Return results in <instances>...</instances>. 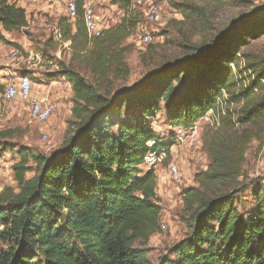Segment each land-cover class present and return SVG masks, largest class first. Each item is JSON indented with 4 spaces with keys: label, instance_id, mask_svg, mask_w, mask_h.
<instances>
[{
    "label": "trees",
    "instance_id": "1",
    "mask_svg": "<svg viewBox=\"0 0 264 264\" xmlns=\"http://www.w3.org/2000/svg\"><path fill=\"white\" fill-rule=\"evenodd\" d=\"M12 1L0 0V44L21 50L6 34L26 29L28 17ZM84 2L77 0L78 19L60 21L59 29L74 51L92 46L85 62L89 77L61 65L58 77L74 93L65 139L49 156L18 153L17 191L0 192V264H153L147 245L161 231L163 209L155 171L140 168L153 140L168 150L167 164L175 138L173 131L169 139L159 135L153 123L165 113L172 130L191 128L211 111L227 130L204 139L210 163L182 198L189 235L157 264H264V184L249 191L252 211L241 206L252 127L255 134L264 126V55L245 50L264 33V7L208 48L193 45L181 59L128 87L124 44L141 23L140 12L133 0H110L109 7L123 9L125 16L91 41L82 20ZM226 2L232 0H182L174 6L184 22L206 30ZM22 74H29L24 67ZM4 90L0 83L2 100ZM232 104H242L236 120L247 132L240 136L229 130Z\"/></svg>",
    "mask_w": 264,
    "mask_h": 264
},
{
    "label": "rangeland",
    "instance_id": "2",
    "mask_svg": "<svg viewBox=\"0 0 264 264\" xmlns=\"http://www.w3.org/2000/svg\"><path fill=\"white\" fill-rule=\"evenodd\" d=\"M12 1V0H11ZM182 0H169L163 8L164 23L149 24L140 15L141 23L137 29L125 42L127 47L126 62L131 69V76L126 82V86L132 87L140 83L152 71L164 63L181 59L187 49L193 45L201 48H208L211 41L218 38L225 30L232 28L238 22L247 18H253L264 7V0H232L226 2L217 14H213L207 23L206 30L199 26L193 27L189 22H184L183 16L174 5ZM14 2V0L12 1ZM16 5L26 8L28 17V27L19 33L8 34L9 41L20 46L22 53L42 54L44 64L33 77L35 83L34 92L48 96L50 100L59 105V110L48 126H40L31 121L24 111V103L17 105L13 112L3 110L2 99H0V192L6 187H11L17 191V183L14 179L13 166L20 161L19 151L26 150L30 155L49 156L57 150L65 139L68 123L72 120L73 109V89L69 90L68 82L59 78L61 65H70L75 70H80L89 77L85 67L87 51L80 53V49H61V44L55 40V31L59 28L60 21L67 19L66 8L63 4H58L57 0H43L39 4L32 5L19 1ZM211 13V8H209ZM138 12V11H137ZM125 16V11L117 6H111L99 12V22L104 30H109L117 26ZM153 34L154 41L149 45H139L138 40L143 31ZM13 46L2 44L0 51V70L5 69V85L15 78L13 73H22V64L13 61L10 57ZM244 49V48H243ZM245 51L253 54L264 55V33L250 41ZM234 70L235 68L232 67ZM7 71V72H6ZM9 71V72H8ZM40 72V74H39ZM7 73V74H6ZM56 78L59 82L53 84L46 78ZM54 82V81H53ZM69 93L65 103L56 99V94ZM242 104H232L229 107L231 118L234 122L229 127L230 131L238 136L247 132V127H242L236 118ZM226 108V106H224ZM226 114V110L224 109ZM212 121H200V135L195 138H188L185 143L174 145L171 150L169 162L159 166L155 171L157 177V195L161 201L163 209L160 233L153 236L148 243L150 261L157 264L161 257L169 254V249L189 235L187 222L181 218L183 210V192L190 187H196L194 181L198 172L205 171L210 163V158L204 148V139L213 135L223 134L227 128L220 127V117L211 114ZM155 131L162 137L169 139L172 130L167 123L166 114L161 113L153 123ZM42 130L48 135L45 141L42 137ZM252 140L248 144L244 155L241 197L243 211H252V198L250 189L256 185L264 183V126L255 134L253 128ZM9 131L10 136L4 138L1 133ZM9 149V150H8ZM173 163L179 170L180 179L174 181L170 178L169 167ZM31 166L33 163L31 162ZM142 173H146L150 168L141 166ZM33 173L28 174V178L33 177Z\"/></svg>",
    "mask_w": 264,
    "mask_h": 264
},
{
    "label": "built area",
    "instance_id": "3",
    "mask_svg": "<svg viewBox=\"0 0 264 264\" xmlns=\"http://www.w3.org/2000/svg\"><path fill=\"white\" fill-rule=\"evenodd\" d=\"M30 3L32 5L39 4L43 0H16ZM53 1V0H49ZM169 0H133L132 6L138 10L144 19L149 24L164 23L163 8ZM171 1V0H170ZM58 4H63L66 8L67 18L70 23L75 22L79 17L77 0H57ZM110 6V0H85L82 7V20L86 28L88 38L92 41L96 38L103 37L105 30L99 22V12L107 9ZM55 40L61 44V49L68 48L70 43L65 41L60 30L55 31ZM154 41L153 34L149 31H143L138 40L139 45H149ZM11 59L22 64V67L28 71L29 74L18 75L14 81L5 85L3 93V110L5 112H13L17 105L24 103V111L28 114L31 121L40 126H48L59 110V105L50 100L48 96H42L34 92L35 83L33 77L44 64V57L42 54H35L33 52L24 56L22 51L17 48H12ZM209 112L201 121H212ZM200 122V121H199ZM199 122L191 128H177L175 131L174 145L185 143L188 138H195L200 135L201 129ZM42 130L43 140L48 139V135ZM151 149L144 158V165L150 169H156L163 166L169 157L168 150L160 146L155 140L148 143ZM174 147V146H173ZM172 147V148H173ZM171 155V153H170ZM170 178L174 181L180 179L179 170L171 163L169 167ZM264 184V183H263ZM164 230L165 227L161 226Z\"/></svg>",
    "mask_w": 264,
    "mask_h": 264
},
{
    "label": "crops",
    "instance_id": "4",
    "mask_svg": "<svg viewBox=\"0 0 264 264\" xmlns=\"http://www.w3.org/2000/svg\"><path fill=\"white\" fill-rule=\"evenodd\" d=\"M8 34H6V36H7ZM69 42V41H68ZM70 43V45H71V42H69ZM1 50H3L2 49V44H0V51ZM5 69H6V67H2V70H0V83H3V84H5V82H6V80H7V78H5ZM22 69V68H21ZM7 72V71H6ZM9 72V71H8ZM7 74V73H6ZM39 74H40V72H39ZM13 75H14V79H13V81L16 79V77L18 76V74L16 73V72H14L13 73ZM19 75H22V73H20ZM52 83L53 84H57V83H59L57 80H55L54 82L52 81ZM68 85H69V90L70 91H72V86L68 83ZM69 95V93L68 94H66L65 92H63L62 93V90H60V93H58V94H56V99L57 100H61V101H63L64 103H65V100L67 99V96Z\"/></svg>",
    "mask_w": 264,
    "mask_h": 264
}]
</instances>
